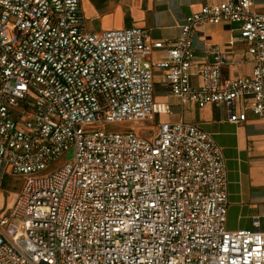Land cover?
Masks as SVG:
<instances>
[{"label": "built area", "instance_id": "built-area-1", "mask_svg": "<svg viewBox=\"0 0 264 264\" xmlns=\"http://www.w3.org/2000/svg\"><path fill=\"white\" fill-rule=\"evenodd\" d=\"M84 23L81 0H0V179L27 176L0 218V264H264L258 222L227 226L226 159L213 135L155 124L171 111L155 99L157 74L183 105L224 104L235 124L264 119V12L221 0L167 42ZM209 24L236 26L249 75L226 76L230 52L206 42L193 84L194 37L206 40Z\"/></svg>", "mask_w": 264, "mask_h": 264}, {"label": "crops", "instance_id": "crops-1", "mask_svg": "<svg viewBox=\"0 0 264 264\" xmlns=\"http://www.w3.org/2000/svg\"><path fill=\"white\" fill-rule=\"evenodd\" d=\"M221 0H81L85 29L90 32L119 30L130 27L147 31L152 42H167L176 39L180 25L186 17L205 5H213ZM255 9L264 12V0H254ZM236 26L209 24L194 37L197 57L191 67L192 82L200 83L199 67L205 61V43L217 44L230 52L235 61L226 69L230 77L245 76L252 72L253 64L240 41ZM235 44H229L231 39ZM166 51L154 49L153 58H165ZM207 60H212L209 56ZM156 75L155 99L171 106V111L157 115L158 122H178L183 120L199 125L211 133L222 148L226 159L228 178V217L229 229H252L258 222L264 231V119L253 114L245 122L229 121V108L224 104H207L198 107L194 104H181L170 88ZM243 104L238 103L240 110Z\"/></svg>", "mask_w": 264, "mask_h": 264}, {"label": "rangeland", "instance_id": "rangeland-1", "mask_svg": "<svg viewBox=\"0 0 264 264\" xmlns=\"http://www.w3.org/2000/svg\"><path fill=\"white\" fill-rule=\"evenodd\" d=\"M146 126V124H138L140 134L146 132L142 129ZM110 128L116 129L118 126L112 125ZM73 158L74 150L71 149L63 154L54 164H52L45 174H49L55 168L61 166L65 162L71 161ZM26 179L27 176H23L21 174H8L0 179V218H6L5 215L8 212L9 206L21 191Z\"/></svg>", "mask_w": 264, "mask_h": 264}]
</instances>
